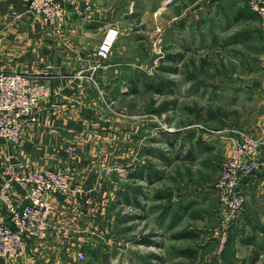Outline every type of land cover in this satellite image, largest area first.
Here are the masks:
<instances>
[{"label": "rangeland", "instance_id": "1", "mask_svg": "<svg viewBox=\"0 0 264 264\" xmlns=\"http://www.w3.org/2000/svg\"><path fill=\"white\" fill-rule=\"evenodd\" d=\"M135 6V51L145 66L130 71L134 81H116L108 111L125 117L151 150L138 166L117 173L111 202L117 243L97 248L98 259L89 253L80 260L264 264V204L252 203L248 212L246 205L224 230L217 193L237 141L264 132V21L246 0H136ZM121 25L119 44L132 31L128 22Z\"/></svg>", "mask_w": 264, "mask_h": 264}, {"label": "crops", "instance_id": "2", "mask_svg": "<svg viewBox=\"0 0 264 264\" xmlns=\"http://www.w3.org/2000/svg\"><path fill=\"white\" fill-rule=\"evenodd\" d=\"M135 1L73 0L59 28L58 20L29 12L26 0H0V72L27 74L52 91L40 105L37 121L26 125L19 145L0 139V190L8 165L65 171L72 179L68 196H48L53 204L49 238L29 243L20 260L0 259V264H84L80 259L90 251L117 243L111 204L118 191L115 180L151 150L125 117L108 111L116 81H134L130 71L145 66L135 51L132 24L140 16ZM148 15L145 11L141 21ZM125 22L132 26L131 33L102 61L97 50L106 26ZM221 143L232 146L224 139ZM263 190L264 177L246 183L247 212L252 203L264 204ZM12 194L19 205L26 202L22 186ZM0 217L8 221L2 203Z\"/></svg>", "mask_w": 264, "mask_h": 264}, {"label": "built area", "instance_id": "3", "mask_svg": "<svg viewBox=\"0 0 264 264\" xmlns=\"http://www.w3.org/2000/svg\"><path fill=\"white\" fill-rule=\"evenodd\" d=\"M29 12L45 20H58L59 28L68 14L73 0H26ZM250 9L264 21V0H246ZM86 9L90 3H85ZM119 29L106 26L97 54L107 61L118 43ZM52 95L51 88L23 73L0 72V139L19 145L25 135L26 124L36 122L42 103ZM8 178L1 185L0 203L8 214V221L0 217V258L19 260L29 243L45 241L52 229L53 204L48 196L63 198L71 192V175L65 171L25 167H6ZM264 177V132L247 135L237 141L225 164L217 193L222 228L228 230L246 207L244 187L247 182ZM16 186L27 191L23 205L13 197ZM264 196V190L262 191Z\"/></svg>", "mask_w": 264, "mask_h": 264}, {"label": "trees", "instance_id": "4", "mask_svg": "<svg viewBox=\"0 0 264 264\" xmlns=\"http://www.w3.org/2000/svg\"><path fill=\"white\" fill-rule=\"evenodd\" d=\"M155 175H156V173H154ZM153 179H154V181L156 180L157 181V177L155 176H153ZM148 180H152V175L151 176H149L148 177ZM99 253L100 252H98L97 250H94V251H90V254L92 255V257H93V259L95 258V259H98V255H99Z\"/></svg>", "mask_w": 264, "mask_h": 264}]
</instances>
